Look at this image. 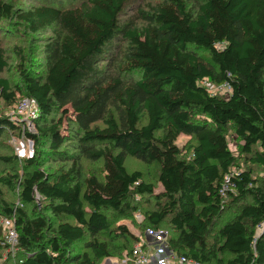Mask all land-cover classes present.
Masks as SVG:
<instances>
[{
  "label": "trees",
  "instance_id": "1",
  "mask_svg": "<svg viewBox=\"0 0 264 264\" xmlns=\"http://www.w3.org/2000/svg\"><path fill=\"white\" fill-rule=\"evenodd\" d=\"M135 1L22 9L0 0V21L17 17L32 33L53 31L44 75L23 71V96L39 108L37 132L26 135L38 145L47 139L55 156L71 162L52 174L38 167L22 174L20 198L32 212H15L20 250L1 264H100L111 255L105 237H134L127 225L113 226L109 214L129 219L133 198L154 188L141 171L126 168L127 156L159 166L163 202L146 220L154 228L172 225L177 236L166 243L172 253L205 264H264V0H162L137 9L143 25L131 26L121 17L136 10ZM119 37L126 48L112 72L102 62ZM7 68L0 47V94L13 103L17 90L3 75ZM124 71L138 78L125 80ZM205 80L228 83L231 92L213 94ZM70 110L73 156L61 151ZM53 114L57 120L40 124ZM6 130L21 136V120L0 114V136ZM181 135L195 139L188 151L177 143ZM82 157L100 161L103 175H85ZM23 159L26 169L37 163L35 156ZM235 169L236 188L224 196L222 185ZM18 178L0 181L13 187ZM228 202L240 212L208 245ZM13 208L0 191L1 218L14 215ZM1 227L0 257L8 249ZM77 243L85 250L73 254Z\"/></svg>",
  "mask_w": 264,
  "mask_h": 264
},
{
  "label": "rangeland",
  "instance_id": "2",
  "mask_svg": "<svg viewBox=\"0 0 264 264\" xmlns=\"http://www.w3.org/2000/svg\"><path fill=\"white\" fill-rule=\"evenodd\" d=\"M1 1L11 3L16 8L27 9L40 4H55L57 6L70 7L79 4L83 0H57L56 2L49 0ZM161 1L162 0H136L134 4L136 10H125L121 17L122 22L130 23L131 26L143 25V21L139 17L137 9L142 8L146 11L149 10L150 6L156 5ZM190 7L193 9L192 3L190 4ZM8 26H10V28H6ZM51 37H53L52 30L32 33L17 17H13L8 21H0V47H3L5 50L8 60V68L5 70L3 75L11 82L12 88L17 90L16 99L13 103L6 101L0 94V114L11 117L12 112L16 113V105L18 104V101L23 97H26L23 96L26 93L24 85L25 77L23 75L24 70H28L35 76L44 75L46 65L44 46ZM125 48V40H122L120 37L115 40L112 52L108 53L105 61L102 62L103 68L113 72V68L117 67L119 62L122 60V54ZM196 51L199 55L208 57L205 51H202L201 49H196ZM122 75H124L125 80H134L138 78V74L131 71H124ZM203 83L209 88L210 92L220 95L224 94L220 92L218 85H214L209 80H205ZM58 117L59 114H53L48 117L47 120L40 122V124H48L50 123V120H57ZM71 117L72 115L70 110L69 117L64 119L61 127L62 133L68 137V140L63 146H61V151L65 154L73 156L76 154L74 147L76 138L73 133L74 128L71 123ZM20 137L21 136H17L15 133L8 132V130L4 131L0 136V177L14 176L15 173L19 174V178L16 180L13 187L3 184L0 181L2 198L9 205L14 207V215L4 218H1L2 216H0V227H3H1L3 235L5 233L3 223L6 220H10V223L13 224L18 218V215L15 214L18 209H23L27 213L32 212V207L30 205H24L20 198V181L22 179V174L26 171H30L34 167H38L42 171L52 174L61 167L69 166L71 164L70 161L61 160L58 156H55V154L50 150L51 148H49L47 139L42 138L41 144L38 145L33 138L26 136L24 137L25 142L32 144L35 150L32 157H37L36 165L32 166V168L26 169L24 159L19 158L16 151V141L18 138L21 139ZM177 143L179 146L188 151L195 143V139L190 135H181ZM230 148L233 151H236L239 148L234 136H230ZM3 157L10 159V162L2 159ZM125 164L129 171L139 170L143 173L144 180L153 185L154 194L135 196L133 198V203L137 209L132 211L129 219L122 218L120 214L116 213L109 214V218L113 223V226L119 224L127 225L134 237H119L114 240L105 237L110 245L109 250L111 255L101 259L100 264H130L133 258V249L138 243L142 244L143 250L151 257H154L157 254L159 256L158 259H156L158 263H160L162 259L166 258L172 260L175 258V255L178 254H173L167 248L166 243L168 242V239L176 238L177 232L169 222H165L159 228H154L146 220V212L148 210L155 209L158 207L159 203L163 202V199L157 196V194H160L163 191V187L159 182V166L156 163H146L131 156H127ZM240 165H242V163H240ZM80 166L81 171L85 175H103V165L100 161H91L82 157L80 159ZM35 198L36 203L41 207L45 205V201L40 197V195H36ZM239 208L240 206L238 205L231 206L229 202L226 204L221 218L217 222L216 226H214L211 230L208 245L213 244L217 240L219 227L239 214ZM83 250H85V248H83L82 243H77L72 249V253H78ZM5 256L6 253L4 252L0 257V264L4 260L3 258ZM224 258H227V256Z\"/></svg>",
  "mask_w": 264,
  "mask_h": 264
},
{
  "label": "built area",
  "instance_id": "3",
  "mask_svg": "<svg viewBox=\"0 0 264 264\" xmlns=\"http://www.w3.org/2000/svg\"><path fill=\"white\" fill-rule=\"evenodd\" d=\"M218 87L221 93L228 94L231 92V86L228 83H224ZM38 116L39 108L36 101L27 96L18 101V104L16 105V113H11L12 118L21 120V139L18 138L16 141V151L19 158L23 159L32 157L34 155L35 150L32 144H28V142L26 143L24 137L27 136V131L31 133L37 132L36 119ZM235 175H238V173L236 170H233L226 176L221 189L224 196H226L229 191L233 192L235 190L236 184L233 181V177ZM3 225L5 229L4 241L8 247L6 256L3 258L6 260L8 257L15 258L18 251L20 250L19 235L15 223L11 224L10 220H6ZM158 257L159 256L157 254L154 257L148 255L143 250L142 244L138 243L133 249V258L130 264H205L185 255H175V258L172 260H169V258L162 259L160 263H158L156 260ZM19 261L22 262V260Z\"/></svg>",
  "mask_w": 264,
  "mask_h": 264
}]
</instances>
